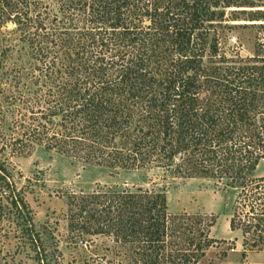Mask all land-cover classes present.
Returning a JSON list of instances; mask_svg holds the SVG:
<instances>
[{"label":"trees","instance_id":"obj_1","mask_svg":"<svg viewBox=\"0 0 264 264\" xmlns=\"http://www.w3.org/2000/svg\"><path fill=\"white\" fill-rule=\"evenodd\" d=\"M185 1L0 0V31L14 26L28 47L0 60L10 63L0 71V264H63L57 224H36L12 162L36 146L93 166L252 182L264 162V78L226 58L205 68L212 0ZM101 191L71 195V232L160 264L172 232L165 193ZM201 238L195 259L170 262L198 264L216 243Z\"/></svg>","mask_w":264,"mask_h":264},{"label":"rangeland","instance_id":"obj_2","mask_svg":"<svg viewBox=\"0 0 264 264\" xmlns=\"http://www.w3.org/2000/svg\"><path fill=\"white\" fill-rule=\"evenodd\" d=\"M185 2L189 6L196 3L195 0ZM202 23L208 32L202 60L205 68L213 70L223 64L220 58H226L228 62H239V66H255L254 76L264 78V0H212ZM15 29L8 25L0 31V60L7 47L15 48V57L20 52L26 55L28 47L21 50L20 33ZM5 65L9 67L10 63L2 59L1 72H6ZM12 162L24 178L22 182L28 186L27 201L36 224H57L63 264H106L101 261L104 256L110 264H132L126 249L115 247L111 239L79 237L71 232L69 225L74 210L70 205L71 195L88 196L101 190L165 193L168 226L172 232L160 255V264H172L170 260L177 262L182 256L195 259L198 252L194 245L203 241L201 234L209 237L211 225L215 226L218 219L214 231L217 237L228 235L226 222L231 218L235 230L243 233L245 249H253L254 244L258 246L256 249H264V181H260L264 180V162L250 177L252 182L237 183L234 187L227 180L185 179L157 165L134 170L88 165L49 152L43 145L27 154L16 155ZM83 240H95L96 245L86 249ZM224 243L213 244L206 251L212 247L222 248L217 252L224 254L223 249L231 248ZM131 251L133 249L129 253ZM203 259L198 264H212L210 259L202 262ZM256 259L264 264V253H259Z\"/></svg>","mask_w":264,"mask_h":264},{"label":"crops","instance_id":"obj_3","mask_svg":"<svg viewBox=\"0 0 264 264\" xmlns=\"http://www.w3.org/2000/svg\"><path fill=\"white\" fill-rule=\"evenodd\" d=\"M227 223V231L228 235L224 237H217L214 235V231L219 224V219L217 220L215 226L211 228V232L209 233V238L216 241V245L218 242H225V246H229L233 248L235 251L230 252L229 249L222 250L224 254L221 252H217L222 248H214L212 247L208 251H206L205 257L202 262L207 261V259L211 260L212 264H259L256 259L259 253H264V250H251L245 249L243 244V233L241 230H232L231 228V218L226 222ZM218 254V255H217Z\"/></svg>","mask_w":264,"mask_h":264},{"label":"built area","instance_id":"obj_4","mask_svg":"<svg viewBox=\"0 0 264 264\" xmlns=\"http://www.w3.org/2000/svg\"><path fill=\"white\" fill-rule=\"evenodd\" d=\"M258 247V246H257ZM256 247V248H257ZM256 248H253V249H251V250H261V249H256ZM264 250V249H263ZM230 252H234L235 250L233 249V248H231L230 250H229Z\"/></svg>","mask_w":264,"mask_h":264}]
</instances>
